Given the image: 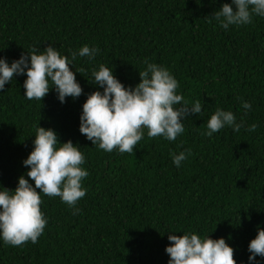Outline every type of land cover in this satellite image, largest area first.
<instances>
[{"label": "trees", "instance_id": "obj_1", "mask_svg": "<svg viewBox=\"0 0 264 264\" xmlns=\"http://www.w3.org/2000/svg\"><path fill=\"white\" fill-rule=\"evenodd\" d=\"M225 2L231 0H0V56L9 64L51 44L73 71L85 70L76 72L83 93L64 103L54 88L43 101L28 100L26 74L0 90V184L11 190L21 175L28 178L23 160L39 124L77 144L89 173L80 211L41 194L43 234L22 247L0 238V264H168L169 232L223 237L237 264H264L248 259L250 240L264 228V17L227 30L209 23ZM84 45L100 51L73 61ZM145 60L166 67L179 82L177 94L200 100L203 114L182 118L185 131L175 141L149 139L145 130L132 153L105 152L79 131L87 96L103 92L92 72L112 67L134 87ZM217 108L244 120L239 132L225 126L201 135ZM181 151L187 159L177 167L172 154Z\"/></svg>", "mask_w": 264, "mask_h": 264}, {"label": "clouds", "instance_id": "obj_2", "mask_svg": "<svg viewBox=\"0 0 264 264\" xmlns=\"http://www.w3.org/2000/svg\"><path fill=\"white\" fill-rule=\"evenodd\" d=\"M214 2V0H212ZM233 5L235 7H233ZM264 17V0H231L211 14L223 29L230 25L242 26L253 22V17ZM100 50L82 46L71 53L74 61L77 56L94 59ZM139 71L140 81L134 87H125L114 75L112 67L101 64L93 70L91 83L103 88V92H91L82 105L79 131L92 145L105 152L118 150L121 154L132 153L142 140L145 130L149 139L164 137L175 141L184 131L182 118L191 114H203L200 100L193 103L177 94L179 82L163 66L149 63ZM68 56H63L53 45L42 51L32 49L22 53L11 64L0 56V90L16 75L26 74L23 82L24 95L28 100L43 101L51 88L58 94L61 103L66 97L78 98L83 88L76 79ZM245 115L251 109L249 102H243ZM225 126L239 132L244 120L237 122L231 111L217 108L207 121V131L201 135L211 137ZM257 124H251L248 131L254 132ZM33 149L23 160L27 167V177L21 175L14 189L0 184V238L4 244L22 247L26 243L38 242L47 225L41 209L42 196L59 197L61 201L79 212L76 207L86 195L82 181L89 175L82 167L85 156L70 139L61 142L52 128L39 126L35 129ZM191 155L190 150H186ZM185 151L173 153V163L179 167L187 159ZM34 181L33 183H30ZM39 189V191H37ZM169 245L165 251L168 264H237L235 250L225 238L201 237L196 233L182 235L169 232ZM249 261L256 257L264 258V228H258L256 236L248 244Z\"/></svg>", "mask_w": 264, "mask_h": 264}]
</instances>
